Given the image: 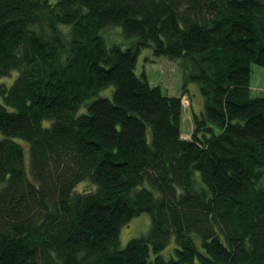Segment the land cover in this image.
Segmentation results:
<instances>
[{
  "label": "trees",
  "instance_id": "obj_1",
  "mask_svg": "<svg viewBox=\"0 0 264 264\" xmlns=\"http://www.w3.org/2000/svg\"><path fill=\"white\" fill-rule=\"evenodd\" d=\"M113 27L135 40L107 46ZM144 48L180 61L178 96L136 75ZM253 64L264 0H0V78L17 73L0 83V264H264Z\"/></svg>",
  "mask_w": 264,
  "mask_h": 264
},
{
  "label": "rangeland",
  "instance_id": "obj_2",
  "mask_svg": "<svg viewBox=\"0 0 264 264\" xmlns=\"http://www.w3.org/2000/svg\"><path fill=\"white\" fill-rule=\"evenodd\" d=\"M101 36L107 46L113 43H121L123 45L122 48L127 47L130 41L135 40L133 38L127 39L122 37L118 27L101 30ZM135 73L139 77L144 73L150 86H157L162 94L168 96H178L184 85L183 71L180 61H170L164 56L156 57L152 54L151 48H144L141 50L137 58ZM16 74V72L13 73L12 78H0V83L9 86ZM249 85L252 97H264V68L255 64L251 66ZM186 86L189 95L187 94L188 97L184 95L182 100L185 108L181 117V133L185 138H189L192 129L190 107H192L193 111L198 113L202 109L203 99L199 92L198 85L195 82H189ZM112 90V87H108L100 91L99 95L111 98ZM1 137L2 135L0 133V138ZM21 142L23 145L28 146L27 142ZM24 149L27 156L28 149ZM82 187H85V184L79 185V188ZM150 222V216L147 213H142L131 219L128 224L122 226L119 233V247H124L130 239L144 235L150 227ZM167 250L164 252L165 255L168 252Z\"/></svg>",
  "mask_w": 264,
  "mask_h": 264
},
{
  "label": "built area",
  "instance_id": "obj_3",
  "mask_svg": "<svg viewBox=\"0 0 264 264\" xmlns=\"http://www.w3.org/2000/svg\"><path fill=\"white\" fill-rule=\"evenodd\" d=\"M184 105V104H183Z\"/></svg>",
  "mask_w": 264,
  "mask_h": 264
}]
</instances>
